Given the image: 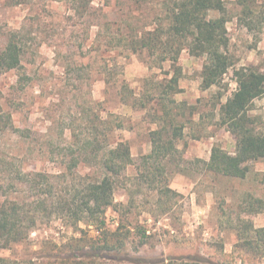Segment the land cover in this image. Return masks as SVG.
Returning <instances> with one entry per match:
<instances>
[{"label": "rangeland", "instance_id": "rangeland-1", "mask_svg": "<svg viewBox=\"0 0 264 264\" xmlns=\"http://www.w3.org/2000/svg\"><path fill=\"white\" fill-rule=\"evenodd\" d=\"M175 1L0 0V50L13 32L23 47L21 66L0 70V204L18 201L24 228L36 220L26 239L0 241V264H166L192 255L264 264V232L249 228L264 227V158L249 162L244 178L207 165L214 145L236 150L220 115L236 70L264 73V2L249 10L223 0L224 10L209 11L227 20L233 65L205 89L207 54L187 46L176 54L185 42L169 33ZM157 27V48L136 42ZM248 113L262 128L264 96ZM163 126L161 151L148 158L151 131ZM112 128L133 164L115 177V205L78 220ZM118 227L117 248H101Z\"/></svg>", "mask_w": 264, "mask_h": 264}, {"label": "trees", "instance_id": "trees-1", "mask_svg": "<svg viewBox=\"0 0 264 264\" xmlns=\"http://www.w3.org/2000/svg\"><path fill=\"white\" fill-rule=\"evenodd\" d=\"M237 1L243 9L250 10L254 0ZM174 4L170 13L169 33L170 36L180 37L185 42L179 47L176 54L178 55L184 46H187L192 54H207V62L203 68L202 86L205 89L210 88L222 80L233 65L227 51L229 43L227 20L224 16L208 17L210 10H224L223 0H176ZM161 30L162 28L158 27L150 30L136 42H140L143 47L152 51L159 46L158 44L162 40ZM22 51V43L17 33L13 32L4 48L0 50V70L19 68L22 61ZM177 55L173 57L174 62L178 59ZM165 59L167 58L164 57L163 60ZM236 78L238 83L236 91L224 103L220 104L222 122L228 125L229 131L235 136L236 150L231 153L219 145H214L207 165L215 174L244 178L249 171L248 163L264 158V123L262 128H256L251 124L254 119L248 113L254 101L264 96V73L249 67H241L236 70ZM171 82L170 88L173 90L176 88L174 83L178 82V75H174ZM166 132L165 126L151 131L153 149L147 156L148 158H153L157 152L161 151V146L158 148L156 145L157 140H161ZM99 156L103 170L98 176H87L83 200L75 210L78 220L85 216L97 220L105 215L109 207L115 205V177L120 175L134 161L129 143L117 136L113 128L111 141ZM78 162L76 161V164ZM1 183L4 181L0 180V190L4 186ZM168 191L174 192L167 187L165 192ZM41 203L43 202L39 200L38 204L41 205ZM22 214V208L18 201L10 200L7 197L0 204V241H3L4 247L12 242L26 239L32 226L36 224V220L33 218L28 227L24 228ZM101 223H105V221L102 220ZM121 228L118 227L115 231L106 233L104 246L101 248L116 249V242L120 240L118 235ZM249 228L253 229L257 235L264 232V227L255 228L253 224H250ZM143 234L145 235L146 231ZM252 241L249 239L244 241L246 242L244 244L252 245ZM166 264L231 263L205 258L201 255H192L190 257H169Z\"/></svg>", "mask_w": 264, "mask_h": 264}, {"label": "crops", "instance_id": "crops-1", "mask_svg": "<svg viewBox=\"0 0 264 264\" xmlns=\"http://www.w3.org/2000/svg\"><path fill=\"white\" fill-rule=\"evenodd\" d=\"M257 2H264V0H259V1L257 0Z\"/></svg>", "mask_w": 264, "mask_h": 264}]
</instances>
